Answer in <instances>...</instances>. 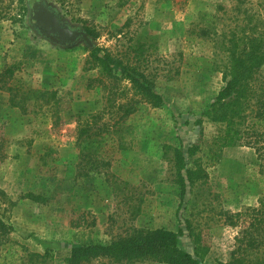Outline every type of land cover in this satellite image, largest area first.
Segmentation results:
<instances>
[{
    "label": "rangeland",
    "instance_id": "1",
    "mask_svg": "<svg viewBox=\"0 0 264 264\" xmlns=\"http://www.w3.org/2000/svg\"><path fill=\"white\" fill-rule=\"evenodd\" d=\"M34 1L0 0V73L11 68V84L29 95L23 111L0 90L7 155L0 163V216L13 227L12 237L31 252L49 251L50 264H67L73 247L165 228L178 233L180 248L200 264H227L238 228L226 223V214L258 205L264 181L253 148L228 146L208 161L219 126L204 112L223 85L222 38L235 17L264 21V0H42L63 23L85 31L92 47L44 36L31 20ZM200 27L207 36L199 35ZM94 47L147 75L163 105L145 103L117 70L116 78H103L104 86L89 88L88 79L102 78L91 66ZM127 102L135 112L114 124ZM97 113L95 121L108 127L100 142L96 136L89 144L87 162L77 127ZM175 148L184 155V193L174 182ZM186 169L194 173L191 181ZM190 231L202 247L197 253Z\"/></svg>",
    "mask_w": 264,
    "mask_h": 264
},
{
    "label": "trees",
    "instance_id": "2",
    "mask_svg": "<svg viewBox=\"0 0 264 264\" xmlns=\"http://www.w3.org/2000/svg\"><path fill=\"white\" fill-rule=\"evenodd\" d=\"M218 8L224 10L222 6ZM208 15L204 13V16L208 17ZM251 20H254V23ZM235 21L228 35L222 38L223 51L227 55L221 69L223 85L204 112L209 121L219 126L207 150V156L209 162H214L225 147L238 145L253 148L264 181V83L262 80L264 21L259 16L253 18L249 15H244L241 20L235 17ZM208 33V29L204 27L199 31L200 36H207ZM99 50L97 47L91 49L90 62L93 69L95 67L99 69L102 78L88 79L89 88L96 83L103 85V78H116L113 70H117L130 82V88L145 103L152 107L163 105L162 95L155 91L154 83L147 75L108 52L100 54ZM186 66L191 68L194 63H186ZM178 72L179 70L176 69L175 74ZM12 74L11 68L0 73V90L9 93L13 106L26 111L25 103L29 95L11 84ZM37 96L44 98L46 92H38ZM118 108L122 110V114L114 124L120 123L136 110L131 102L120 104ZM99 115L100 113L92 115L93 122L84 120L77 127L76 143L83 152V158L88 157L87 162L92 160L89 144H96V136L100 138L98 140L100 142L102 132L108 127L105 122L99 124L95 121ZM196 149L195 145L190 147L189 155H193ZM6 156L3 142L0 140V163ZM173 158L176 168L174 182L184 193L185 175L181 171L185 169V161L180 148L174 149ZM97 166L93 165L92 169L97 170ZM186 172V178L191 181L194 173L189 169H186ZM225 221L229 226L238 228L227 264H264V194L258 205L227 213ZM12 232L13 227L0 216V264H50L49 251L43 253L29 251L24 244L12 237ZM189 233L193 237L194 249L197 253L202 249L199 239L192 231ZM99 258L113 261L155 259L163 264H200L197 255L180 248L178 233L165 228L135 229L108 244L73 247L66 262L85 264L84 262Z\"/></svg>",
    "mask_w": 264,
    "mask_h": 264
},
{
    "label": "water",
    "instance_id": "3",
    "mask_svg": "<svg viewBox=\"0 0 264 264\" xmlns=\"http://www.w3.org/2000/svg\"><path fill=\"white\" fill-rule=\"evenodd\" d=\"M58 12L48 7L42 0H36L31 5V20L33 25L46 37H55L58 43L72 44L77 40H83L88 47H92L88 34L80 29H73L62 23Z\"/></svg>",
    "mask_w": 264,
    "mask_h": 264
},
{
    "label": "flooded vegetation",
    "instance_id": "4",
    "mask_svg": "<svg viewBox=\"0 0 264 264\" xmlns=\"http://www.w3.org/2000/svg\"><path fill=\"white\" fill-rule=\"evenodd\" d=\"M49 7V6H48ZM60 21H61V19H60ZM62 23H63V21H61ZM72 28V27H71ZM73 29H77V28H73ZM81 30V29H80Z\"/></svg>",
    "mask_w": 264,
    "mask_h": 264
}]
</instances>
